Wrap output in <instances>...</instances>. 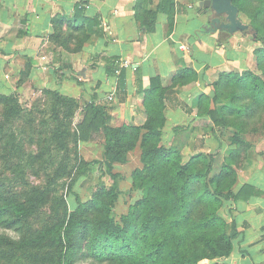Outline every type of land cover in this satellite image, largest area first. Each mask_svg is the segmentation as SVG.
Wrapping results in <instances>:
<instances>
[{
  "label": "trees",
  "instance_id": "obj_1",
  "mask_svg": "<svg viewBox=\"0 0 264 264\" xmlns=\"http://www.w3.org/2000/svg\"><path fill=\"white\" fill-rule=\"evenodd\" d=\"M231 1L237 6L240 19L242 13L250 19L254 40L261 43L253 48L260 72L221 71L218 79L210 83L211 93L197 95L195 105L199 113L208 116L216 127H226L222 110L239 116L264 105V0H257V4H252V0ZM83 7L84 2L75 6L72 19L53 18L51 42L78 51L85 41L100 33L99 16H85ZM160 11L167 13V21L172 24L173 0H161L146 9L143 25L147 30L153 28ZM227 43V37L217 40V44ZM190 75H197L192 66L175 71L169 84H163L159 75L151 77L149 87L143 90L145 119L141 124H112L111 107L106 104L82 101L78 106L77 97L44 88L52 101L51 119L56 123L52 138L62 140L69 136L68 119L81 107L88 114L87 127L97 128L102 134L100 161L103 172L112 181L109 185L102 182L88 199H79L74 209H68L63 195L54 196L49 224L17 242L0 235V242L13 244L14 250L21 251L18 254H25L36 264H74L78 258H88L95 264H230L228 257L242 234L233 218V206L263 191L250 183L235 187L234 164L239 154L235 148L215 170L219 148L199 151L183 160L178 146L161 142L168 87ZM117 76L124 88L122 68ZM222 79L233 85L230 104L218 101ZM245 96L250 98L247 104L241 102ZM0 105L6 119L22 110L17 96L1 91ZM242 125V121L233 123L232 142L243 141ZM83 139L88 138L83 135ZM137 147L142 165L131 172V190L138 191V197L117 216L115 206L121 195L117 182L121 175L113 167L127 162L129 152ZM48 194L38 187L21 197L0 193V224L20 228L47 203Z\"/></svg>",
  "mask_w": 264,
  "mask_h": 264
},
{
  "label": "crops",
  "instance_id": "obj_2",
  "mask_svg": "<svg viewBox=\"0 0 264 264\" xmlns=\"http://www.w3.org/2000/svg\"><path fill=\"white\" fill-rule=\"evenodd\" d=\"M160 1L0 0V91L10 93L15 80L25 77L30 87L58 89L86 102L110 106L106 99L111 96L115 102L111 106L112 124H141L145 119L143 90L149 87L150 78L159 75L163 84H169L175 71L192 66L197 73L195 85L182 96L166 95L163 134L173 135L191 119L190 127L198 128V115L202 114L195 105L197 95L210 94L212 76L221 71L247 68L252 52L247 51L241 33L227 37V44H217V32L202 31L205 15L195 6L197 0H173L172 31L168 30L167 13L162 11L157 13L153 28L147 30L143 25L146 9ZM83 2L85 16H99L100 33L78 51L51 42L53 18L72 19L75 6ZM123 60L131 65L121 66ZM121 68L124 88L117 76ZM260 190L262 194L252 195L233 210L242 234L228 257L230 264H264V185Z\"/></svg>",
  "mask_w": 264,
  "mask_h": 264
},
{
  "label": "rangeland",
  "instance_id": "obj_3",
  "mask_svg": "<svg viewBox=\"0 0 264 264\" xmlns=\"http://www.w3.org/2000/svg\"><path fill=\"white\" fill-rule=\"evenodd\" d=\"M251 3L257 4V0H252ZM197 7L200 8V6ZM178 10L182 9L178 8ZM174 15L172 24L168 23L170 31L173 29ZM241 20L251 24L250 19L243 13ZM250 27L252 26L250 25ZM218 38L225 39V36L221 34ZM245 39L247 51L252 52L251 60L245 69L259 73L253 48L260 46L261 43L255 41L253 36L245 35ZM184 50L188 51L187 45ZM52 56L56 57L57 55L52 54ZM243 70L241 69V71ZM241 71L239 70V72ZM212 77L215 81L219 74ZM196 78L190 75L184 81L171 85L168 87L167 95L170 97L182 96L184 92L195 85ZM9 88L11 89L10 94L17 96L22 110L17 116L6 119L0 105V193L21 197L22 193L33 187L45 189L49 193L47 203L20 228H5L0 224V235L8 237L12 242H17L52 221L50 205L54 196L63 195L68 209H74L79 199L85 201L102 182L109 185L112 179L103 172L104 167L100 161L102 158V134L97 128L87 127L88 114L85 110L81 107L77 108L73 117L68 119L69 121L66 120L70 129L69 136L62 140L54 139L51 136L56 125L50 116L52 101L49 95L44 93V88L30 87L25 77L15 80V87ZM232 89L233 85L222 79L219 85V104H230L229 95ZM77 98L79 99L78 106L80 103L82 105L85 100ZM113 99H106V102L111 104L107 106L114 105ZM249 101V96L241 99V102L246 104ZM200 110L204 111V108ZM199 112L198 114H200ZM222 113L226 127L214 126L210 118L202 113L203 116L198 115V128L190 127L194 120L191 119L188 125L178 127L173 135L162 134L161 142L166 145L178 146L183 160L196 152H207L219 148L215 170L220 168L224 159L235 148L239 152L234 164L237 175L235 187L242 183H250L260 190V187L264 185V105L255 106L246 114L239 116L228 112V110H222ZM241 121L243 123L241 133L243 141L232 142L233 123ZM83 135L88 139H83ZM139 153L138 147L133 149L129 152L127 162L116 164L113 167V171L121 175L117 182L121 193L115 206L117 216L125 212L129 203L138 197L139 192L131 190V172L135 167L142 165ZM235 209L233 206V210ZM18 252L21 251L14 250L13 244L0 242V264L37 263L25 254H18ZM12 253L17 254L11 257ZM74 264L95 263L88 258H78Z\"/></svg>",
  "mask_w": 264,
  "mask_h": 264
},
{
  "label": "water",
  "instance_id": "obj_4",
  "mask_svg": "<svg viewBox=\"0 0 264 264\" xmlns=\"http://www.w3.org/2000/svg\"><path fill=\"white\" fill-rule=\"evenodd\" d=\"M195 5L204 7L203 14L207 20L210 19L201 25L207 32L222 31L225 38L237 32L255 37V33H251V27L239 18L238 8L231 0H197ZM215 22L218 24L215 25Z\"/></svg>",
  "mask_w": 264,
  "mask_h": 264
},
{
  "label": "flooded vegetation",
  "instance_id": "obj_5",
  "mask_svg": "<svg viewBox=\"0 0 264 264\" xmlns=\"http://www.w3.org/2000/svg\"><path fill=\"white\" fill-rule=\"evenodd\" d=\"M200 8L205 12V8H204V7H200ZM204 12H203V13H204ZM208 17H209V16H208ZM209 20H210V19H209ZM209 20H207V17H205V21H209ZM205 21H204V23H205ZM202 24H203V23H202ZM217 24H218V22H215V25H217ZM201 30H202V31H206V30H204V29H202V28H201ZM209 32H212V31H209ZM215 32H217L219 35L224 34V32H222V31H218V30L215 31Z\"/></svg>",
  "mask_w": 264,
  "mask_h": 264
},
{
  "label": "built area",
  "instance_id": "obj_6",
  "mask_svg": "<svg viewBox=\"0 0 264 264\" xmlns=\"http://www.w3.org/2000/svg\"><path fill=\"white\" fill-rule=\"evenodd\" d=\"M121 66H130L131 64L127 61V60H123L121 63H120ZM111 98V96L109 97Z\"/></svg>",
  "mask_w": 264,
  "mask_h": 264
}]
</instances>
